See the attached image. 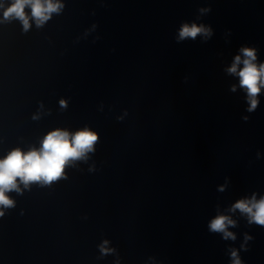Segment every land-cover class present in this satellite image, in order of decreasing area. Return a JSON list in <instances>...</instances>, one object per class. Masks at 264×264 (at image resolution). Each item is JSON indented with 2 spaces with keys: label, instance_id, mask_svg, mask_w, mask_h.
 <instances>
[{
  "label": "water",
  "instance_id": "obj_1",
  "mask_svg": "<svg viewBox=\"0 0 264 264\" xmlns=\"http://www.w3.org/2000/svg\"><path fill=\"white\" fill-rule=\"evenodd\" d=\"M11 3L0 159L56 129L98 140L59 180L6 193L0 264H232L233 249L264 264V226L232 210L264 197V87L249 112L227 71L243 47L264 63V0H59L39 27L26 6L27 31L4 21ZM185 23L212 34L178 41ZM218 215L234 240L209 229Z\"/></svg>",
  "mask_w": 264,
  "mask_h": 264
},
{
  "label": "clouds",
  "instance_id": "obj_2",
  "mask_svg": "<svg viewBox=\"0 0 264 264\" xmlns=\"http://www.w3.org/2000/svg\"><path fill=\"white\" fill-rule=\"evenodd\" d=\"M31 9V17L35 19L37 27L50 19L52 13H58L63 5L59 0H12V3L4 11V21L15 17L19 19L25 31L30 28L29 17L25 13V7ZM201 11H205L202 9ZM211 29L204 25H191L185 23L179 30L178 41L186 38H197L203 35L210 37ZM243 59L237 55L233 64L227 71L240 78V86L245 89L248 98V111L252 112L259 103L257 96L264 87V63H255L256 49L243 47L240 49ZM242 68H239L240 64ZM232 91H235L233 86ZM66 101L61 100V106H66ZM247 119V117H245ZM98 140L97 133L85 128L70 134L66 130L56 129L49 132L41 141L39 149L32 148L27 152L21 149H13L8 155L0 159V207L9 208L14 206V200L6 193L11 191L21 192L20 184L27 188L32 183L51 184L64 176L65 166L70 161L86 160L87 154L94 151V145ZM19 180V184L17 183ZM221 190H223L221 188ZM239 209L248 215L249 222L264 226V197L256 200L255 196L251 200H239L232 210ZM4 213L0 211V216ZM229 225L234 226L235 221L225 215L216 216L209 223V229L213 232H221L225 239H235V235L227 231ZM250 239V237H246ZM108 242L105 241L104 244ZM243 247V246H242ZM101 251L107 253L112 249L101 246ZM232 264H242L237 250L231 251Z\"/></svg>",
  "mask_w": 264,
  "mask_h": 264
}]
</instances>
